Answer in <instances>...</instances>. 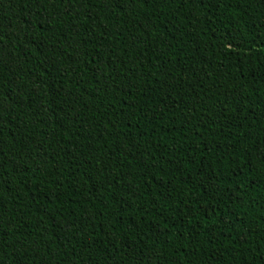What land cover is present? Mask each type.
Wrapping results in <instances>:
<instances>
[{"label": "trees", "instance_id": "16d2710c", "mask_svg": "<svg viewBox=\"0 0 264 264\" xmlns=\"http://www.w3.org/2000/svg\"><path fill=\"white\" fill-rule=\"evenodd\" d=\"M0 264H264V0H0Z\"/></svg>", "mask_w": 264, "mask_h": 264}]
</instances>
